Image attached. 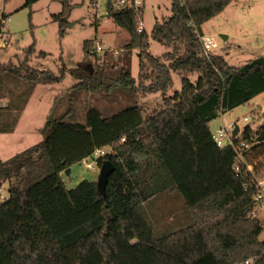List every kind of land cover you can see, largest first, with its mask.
<instances>
[{
    "label": "trees",
    "instance_id": "obj_1",
    "mask_svg": "<svg viewBox=\"0 0 264 264\" xmlns=\"http://www.w3.org/2000/svg\"><path fill=\"white\" fill-rule=\"evenodd\" d=\"M38 1L25 0L22 8ZM170 1L171 16L156 22L148 35L137 31L141 9L137 15L133 9L115 10L107 0L106 16L128 32L125 50H138L136 79L121 67L112 80L103 73L105 63L95 67L87 60L69 70L78 81L75 93L101 91L104 81L112 80L108 87L130 94L132 105L109 116L89 108L84 125L66 122L65 113L50 115L40 142L0 161V192L7 183V198L0 201V264H264V241L259 240L264 224L256 215L262 201L255 199L264 157L250 159L264 152V124L243 130L242 140L250 145L244 157L253 164L252 172L240 162L236 172L232 146L217 147L209 129L220 114L264 93V54L239 67L212 53L204 56L201 26L233 0ZM59 3L61 12L52 20L62 40L73 6L70 0ZM149 39L170 51L153 56ZM91 45L92 40L83 43L86 58ZM34 51L33 42L19 67L0 64V74H13L30 86L16 111L35 85L63 79L64 70L56 76L30 68L26 61ZM172 73L181 75V87L166 96ZM156 93L163 95V107L144 118L137 97ZM16 121L0 133L12 132ZM105 146L115 151L97 160L99 166L107 160L115 168L105 197L94 181L67 189L61 173ZM164 191L180 195L192 223L155 237L142 205Z\"/></svg>",
    "mask_w": 264,
    "mask_h": 264
},
{
    "label": "rangeland",
    "instance_id": "obj_2",
    "mask_svg": "<svg viewBox=\"0 0 264 264\" xmlns=\"http://www.w3.org/2000/svg\"><path fill=\"white\" fill-rule=\"evenodd\" d=\"M24 1L0 0V9H4L9 18L1 28L4 35L2 40L0 39V64L19 67L25 60L26 49L34 42L35 51L27 58V65L56 76L60 75L61 69L64 70V74L59 83L35 86L26 106L23 123L37 127L32 134H26L24 140L12 142L7 133H0V161H6L40 142L42 136L37 133L49 115L59 117L65 113L66 122L84 125L86 111L89 108L97 109L104 116H109L134 103V98L130 94L116 87H108L121 67L127 69L133 78H137L138 50L134 49L131 52L125 50V45L129 42L128 32L106 16L107 0H71L73 9L66 19L69 27L63 40L58 37V22H54L51 17L52 14L56 15L61 11L59 0H39L30 9L22 8ZM142 6L143 13L137 16V22L141 23L148 35L156 22L162 23L171 16L170 0H143ZM63 19L65 18L61 21ZM200 32L201 35L215 41L217 48L211 51L213 55L221 57L229 66H242L264 54V0H233L222 13L204 23ZM222 36H226L227 39H223ZM86 40H92V44L97 41L104 49L109 50L106 53L108 59L105 60L101 54L99 56L89 54L86 58L83 51V43ZM149 44V51L155 57H161L170 51L151 39ZM41 52L45 53V56H40ZM85 60L95 67L105 63L103 73L112 80H105V86L101 91L74 92L73 87L78 81L69 70L77 68ZM196 77L192 75L190 80L195 81ZM172 80L173 87L166 96H172L174 92L180 90L181 75L172 73ZM28 89L29 84L15 75L8 72L0 74V130L5 129L4 125H10L12 119L18 116V113L11 112L12 107L22 104L21 100L25 97L23 94ZM21 95L22 98H18ZM137 100L144 118L163 107V95L160 93L144 98L139 96ZM7 105L9 109L3 113ZM245 117L248 118V122H243ZM230 124H236L241 130L247 126L255 129L263 125L264 93L234 110L220 114L210 122L209 129L211 134H214L218 128ZM254 157L262 159L264 152L254 154L250 159H258ZM90 162L91 160H84L73 165L68 168L70 169L68 175L61 173V179L67 189L73 188L83 180L96 182L98 169L88 170L86 165ZM4 184L0 192V201L7 198V185ZM142 212L155 237L167 236L192 223L191 213L184 207L176 191L156 194L142 205ZM187 212L191 218L189 222L184 221ZM258 219L264 224V202L259 207ZM259 240L264 241V226Z\"/></svg>",
    "mask_w": 264,
    "mask_h": 264
},
{
    "label": "built area",
    "instance_id": "obj_3",
    "mask_svg": "<svg viewBox=\"0 0 264 264\" xmlns=\"http://www.w3.org/2000/svg\"><path fill=\"white\" fill-rule=\"evenodd\" d=\"M110 1V5L113 9L115 10H119V9H133L137 12L139 9H141L142 4H143V0H109ZM3 16V12L2 9H0V23L2 24V26L0 27V39L2 40L4 33H1V28L5 25L6 21H9V18L3 20L2 19ZM138 16V15H137ZM144 29L141 25V23H138V27H137V31L140 33L142 32ZM200 42L202 44V49H203V53L205 57H209V54H211V51L217 48V45L215 43V41L210 38V37H206V36H201L200 38ZM4 45V43H3ZM0 47H1V43H0ZM107 51L104 49L101 44L97 41H94V43L92 44L90 50H89V54L91 55H96L99 56L100 54L102 56L105 57ZM116 53V52H114ZM248 118H243V122H248ZM235 127H238L236 124H230L226 127H220L218 128L214 134H212V138L213 141L215 143V145L219 148L223 147V146H232L233 151L236 153L237 158H238V162L235 164V168L234 170L236 172L240 171V166H239V162L243 163L245 166V170L252 172L253 171V164H248L245 161V157L244 154L248 153V150L250 148V145L242 140V134H243V130H241L238 127V132L236 133L235 136H232V133L235 129ZM239 138V143L235 142L236 140H238ZM124 139L121 140V142H123ZM115 154L114 148L111 146H105V147H100L94 150L93 154L91 156H89L87 159L85 160H91L90 163H87L86 168L88 170H96L99 168L98 162L97 160L99 158H103L107 155L113 156ZM256 184H257V189H258V193L255 196L256 200H261L263 199V189H264V178L260 177L256 180ZM245 264H249V262H245Z\"/></svg>",
    "mask_w": 264,
    "mask_h": 264
},
{
    "label": "crops",
    "instance_id": "obj_4",
    "mask_svg": "<svg viewBox=\"0 0 264 264\" xmlns=\"http://www.w3.org/2000/svg\"><path fill=\"white\" fill-rule=\"evenodd\" d=\"M70 2H71V0H70ZM35 4V3H34ZM33 4V5H34ZM32 5V6H33ZM72 5V4H71ZM61 6V5H60ZM143 7V6H142ZM142 9V8H141ZM225 10V9H224ZM2 12H3V14H6L5 13V11H4V9H2ZM61 12V11H60ZM143 13V9H142V11H141V14ZM59 14V13H58ZM52 15H55V14H52ZM52 15H51V17H52ZM66 20V19H65ZM66 22H67V20H66ZM145 31V30H144ZM66 35H67V31H66V34H65V37H66ZM64 37V38H65ZM63 38V39H64ZM62 39V40H63ZM226 39H227V37H226ZM95 40H97V39H95ZM38 85V84H37ZM48 85V84H47ZM36 86V85H35ZM35 86H34V88L32 89V91H31V93H30V95H29V97H28V99H27V102H26V104L24 105V107L22 108V110L21 111H16L13 107L14 106H18V105H13V107H12V110H11V112H13V113H18V116H15V117H17V121H16V123H15V125H14V127H13V130H12V132H10V133H7V135L9 136V139H11L12 140V142H14V141H20V140H24V139H26V136L28 135V134H32L31 132H33L34 131V129L35 128H37V127H33V126H30V124H27L26 123V125L25 124H23L24 123V117H25V110H26V106L28 105V101H29V99H30V97H31V95L33 94V90L35 89ZM19 98V97H18ZM8 106V105H7ZM7 106H5V108L4 109H6L7 108ZM9 107V106H8ZM7 111V110H6ZM4 113H6V112H4ZM50 116V115H49ZM47 119V118H46ZM46 121V120H45ZM45 123V122H44ZM24 127V128H23ZM42 127H43V125H42ZM42 127H39L40 129L42 128ZM21 128H23L22 130H21ZM3 134H6V133H3ZM27 134V135H26ZM37 134H40V131H39V133H37ZM41 135V134H40ZM39 135V136H40ZM41 137V136H40ZM39 140H41V139H39ZM33 146V145H32ZM31 147V146H30ZM29 148V147H28ZM4 185H7V184H4ZM262 202H264V196H263V199H262ZM261 206V205H260ZM259 206V207H260ZM259 207L257 208V213H256V215H257V217H258V215H259ZM188 215V216H187ZM187 215L185 216V218H184V221H187V222H189L190 221V216H189V214H188V212H187Z\"/></svg>",
    "mask_w": 264,
    "mask_h": 264
},
{
    "label": "water",
    "instance_id": "obj_5",
    "mask_svg": "<svg viewBox=\"0 0 264 264\" xmlns=\"http://www.w3.org/2000/svg\"><path fill=\"white\" fill-rule=\"evenodd\" d=\"M222 37L223 39H226V36H222ZM237 132H238V127H235L232 133V136H235ZM114 170L115 168L112 165V163L107 160L103 161L98 168V177L96 180V187H97L98 193L101 194L103 197H105V189H106V185L108 182V178L114 172ZM64 173L68 175L70 173V169H66Z\"/></svg>",
    "mask_w": 264,
    "mask_h": 264
}]
</instances>
